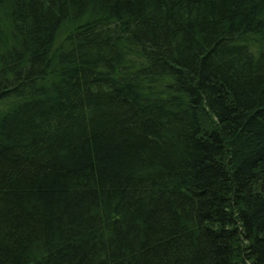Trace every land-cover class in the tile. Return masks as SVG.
Segmentation results:
<instances>
[{
    "label": "trees",
    "instance_id": "1",
    "mask_svg": "<svg viewBox=\"0 0 264 264\" xmlns=\"http://www.w3.org/2000/svg\"><path fill=\"white\" fill-rule=\"evenodd\" d=\"M0 264H264V0H0Z\"/></svg>",
    "mask_w": 264,
    "mask_h": 264
}]
</instances>
